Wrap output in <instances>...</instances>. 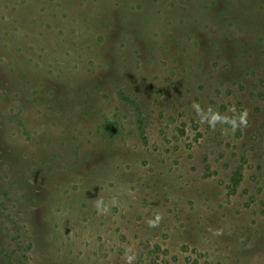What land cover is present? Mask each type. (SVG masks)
<instances>
[{"label":"rangeland","instance_id":"rangeland-1","mask_svg":"<svg viewBox=\"0 0 264 264\" xmlns=\"http://www.w3.org/2000/svg\"><path fill=\"white\" fill-rule=\"evenodd\" d=\"M79 1L0 0V264H264V0Z\"/></svg>","mask_w":264,"mask_h":264},{"label":"clouds","instance_id":"clouds-1","mask_svg":"<svg viewBox=\"0 0 264 264\" xmlns=\"http://www.w3.org/2000/svg\"><path fill=\"white\" fill-rule=\"evenodd\" d=\"M192 108L196 112L197 116L199 117V122L201 124H207L210 129L213 131L216 130L217 125H227V128H221V131L227 135L229 129L232 133H234L237 129L240 128H247L249 126V111L245 108L239 111V113L235 112V109H229V111L233 112L232 116L221 114L219 111L214 110L212 106H208L207 109L202 108L199 103L193 102ZM201 113L210 114L211 119L206 120V115L202 116ZM96 209L101 214H106L108 212L107 206H105L104 201L102 199L96 201ZM162 215L157 214L154 218L147 220V224L151 228H156L159 226ZM213 235L219 236L222 235L220 230H216ZM134 256H128L127 264H132Z\"/></svg>","mask_w":264,"mask_h":264},{"label":"trees","instance_id":"trees-1","mask_svg":"<svg viewBox=\"0 0 264 264\" xmlns=\"http://www.w3.org/2000/svg\"><path fill=\"white\" fill-rule=\"evenodd\" d=\"M82 0L79 1V6H81L82 4L80 3ZM96 12V11H95ZM83 14H80L79 16V19L80 21L82 20L81 19V16L83 18H87V19H93V18H98L99 14L98 13H84L83 11L81 12ZM98 14V15H97ZM83 23V21H81ZM134 102V101H133ZM135 103V102H134ZM107 130L110 132V133H113V132H117L118 131V125H115L113 123H108L107 126H106ZM241 172L239 169L235 170L233 175H232V178H231V183H232V186L233 188L235 189L236 187H238L240 181H241Z\"/></svg>","mask_w":264,"mask_h":264}]
</instances>
